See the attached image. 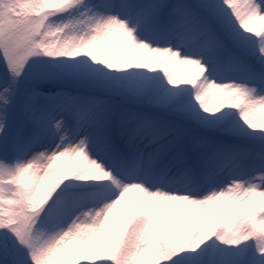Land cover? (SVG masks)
Returning a JSON list of instances; mask_svg holds the SVG:
<instances>
[{"label": "snow or ice", "instance_id": "snow-or-ice-1", "mask_svg": "<svg viewBox=\"0 0 264 264\" xmlns=\"http://www.w3.org/2000/svg\"><path fill=\"white\" fill-rule=\"evenodd\" d=\"M0 264H264V0H0Z\"/></svg>", "mask_w": 264, "mask_h": 264}, {"label": "rangeland", "instance_id": "rangeland-1", "mask_svg": "<svg viewBox=\"0 0 264 264\" xmlns=\"http://www.w3.org/2000/svg\"><path fill=\"white\" fill-rule=\"evenodd\" d=\"M120 51L121 50H119V49L117 50V55L120 54ZM176 73H177L178 77L182 80L188 79L191 76V71L188 69L187 66H182V65L176 66Z\"/></svg>", "mask_w": 264, "mask_h": 264}]
</instances>
